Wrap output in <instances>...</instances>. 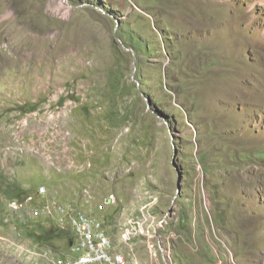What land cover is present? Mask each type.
<instances>
[{
	"label": "rangeland",
	"instance_id": "obj_1",
	"mask_svg": "<svg viewBox=\"0 0 264 264\" xmlns=\"http://www.w3.org/2000/svg\"><path fill=\"white\" fill-rule=\"evenodd\" d=\"M52 199L128 264H264V0H0V264L68 258Z\"/></svg>",
	"mask_w": 264,
	"mask_h": 264
},
{
	"label": "built area",
	"instance_id": "obj_2",
	"mask_svg": "<svg viewBox=\"0 0 264 264\" xmlns=\"http://www.w3.org/2000/svg\"><path fill=\"white\" fill-rule=\"evenodd\" d=\"M39 193H47L46 187H40ZM33 198L28 196L24 203L14 200L10 206L13 209H25ZM52 209L56 211L62 229L71 230L74 234L68 258H59V264H128L126 254L116 249L102 220L78 210L73 204H61L54 199L43 211L52 213ZM39 212L36 211V214Z\"/></svg>",
	"mask_w": 264,
	"mask_h": 264
}]
</instances>
